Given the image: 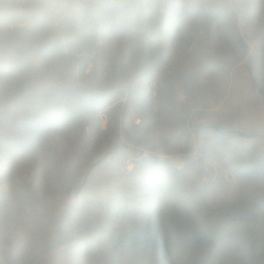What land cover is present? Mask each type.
<instances>
[{"label":"rangeland","instance_id":"obj_1","mask_svg":"<svg viewBox=\"0 0 264 264\" xmlns=\"http://www.w3.org/2000/svg\"><path fill=\"white\" fill-rule=\"evenodd\" d=\"M0 264H264V0H0Z\"/></svg>","mask_w":264,"mask_h":264},{"label":"built area","instance_id":"obj_2","mask_svg":"<svg viewBox=\"0 0 264 264\" xmlns=\"http://www.w3.org/2000/svg\"><path fill=\"white\" fill-rule=\"evenodd\" d=\"M226 178L228 179V178H230V177L227 175V177H226Z\"/></svg>","mask_w":264,"mask_h":264}]
</instances>
